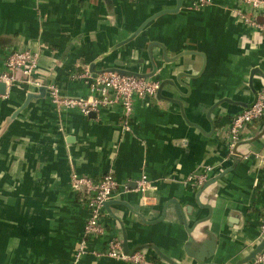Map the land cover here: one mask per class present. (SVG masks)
<instances>
[{
	"label": "crops",
	"instance_id": "0c3cea01",
	"mask_svg": "<svg viewBox=\"0 0 264 264\" xmlns=\"http://www.w3.org/2000/svg\"><path fill=\"white\" fill-rule=\"evenodd\" d=\"M177 4L0 0V71L13 52L39 54L38 85L0 93V264H132L97 255L112 238L148 264H172L159 253L176 264H239L261 242L264 117L233 153L230 126L264 90V33L237 17L254 14L239 0H180L169 11ZM119 67L171 82L164 99L135 100L130 131L120 107L85 116L52 103L49 86L88 98L87 71ZM107 173L118 190L102 217L106 234L89 238L78 261L89 211L71 178ZM202 173L204 185L188 181ZM143 175L150 185L140 191ZM210 235L213 256L189 257L187 243L197 250Z\"/></svg>",
	"mask_w": 264,
	"mask_h": 264
},
{
	"label": "built area",
	"instance_id": "2783aa9c",
	"mask_svg": "<svg viewBox=\"0 0 264 264\" xmlns=\"http://www.w3.org/2000/svg\"><path fill=\"white\" fill-rule=\"evenodd\" d=\"M241 3L254 10L249 15L238 10L236 15L247 25L264 33V0H239ZM197 7H205L212 4V0H194ZM39 66V54L30 50L17 51L9 54L5 61V69L0 71V83H3L7 91L13 85L37 84L34 75ZM86 82L89 84L91 94L88 98L62 96L57 86L51 85L48 88L52 103L57 109H76L85 116L98 114L104 109L120 107L122 110L124 131L132 129V118L136 99H157L160 83L146 76L123 75L115 71H102L92 74L87 71ZM264 117V90L257 92L256 101L243 112L234 116L230 126V151H235L236 145L241 141L242 130L251 123L261 120ZM246 158V156H243ZM207 167L204 172L211 171ZM189 182L196 185H204L208 181L206 173L190 177ZM73 190L81 193L83 203L89 211V218L84 229V238L76 251L75 259L80 260L89 253L88 240L91 237H102L106 234L102 217L107 202L111 201L117 194L118 182L114 174L107 173L98 181L91 178L73 175L71 178ZM150 181L143 175L138 182L140 191L148 189ZM261 239L264 237V220L260 225ZM113 259L129 262L132 264H148L146 255L142 251L134 254H126L118 239L112 238L108 241L107 249L97 254ZM251 264H264V250L252 260Z\"/></svg>",
	"mask_w": 264,
	"mask_h": 264
},
{
	"label": "water",
	"instance_id": "95a60500",
	"mask_svg": "<svg viewBox=\"0 0 264 264\" xmlns=\"http://www.w3.org/2000/svg\"><path fill=\"white\" fill-rule=\"evenodd\" d=\"M178 4H177V8L174 9V10H169L171 12H175L178 10V8H180V0H177ZM167 12V11H166ZM165 13V11H162L158 14H156L153 18L157 17L158 15L160 14H163ZM152 18V19H153ZM150 22V20H148L145 24H143V26L138 30L139 32ZM111 71H115V72H118L120 74H123V75H135V76H141L139 74H136V73H133V72H130V71H127V70H123L121 69L120 67L119 68H115V69H112ZM256 71H259V70H254L252 72V75H254V73ZM260 72V71H259ZM168 83H171L170 81H165V82H162L160 84V87H159V90H158V95H157V98H162L164 99V97L162 96V91H163V88L166 84ZM252 83V82H251ZM5 90H6V87L3 83H0V93H5ZM46 92V88H44L43 90H41V93L44 94ZM34 97L33 95H30L28 97V100L27 102L30 100V98ZM93 115H96V114H93ZM109 202H107L108 204ZM106 204V205H107ZM176 204V203H175ZM176 212H177V215L179 217V220L181 223H185V218H184V215L181 211V208L179 205L176 204ZM163 217H165V212L163 214ZM186 252L188 254L189 257L191 258H194V259H197L199 261H204L206 260L207 258H211L215 252V249H216V240H215V237L213 235H210V238L207 239V240H204L203 243L199 246V249L195 250L192 248V242H188L187 245H186ZM264 250V237L262 238L261 242L257 245V247L242 261H240L239 264H245L247 262H250L254 259H256L257 255L260 254L262 251ZM159 253V252H158ZM159 255L169 261L170 263L172 264H176L174 262H172L171 260H169L167 257H165L164 255L160 254Z\"/></svg>",
	"mask_w": 264,
	"mask_h": 264
}]
</instances>
